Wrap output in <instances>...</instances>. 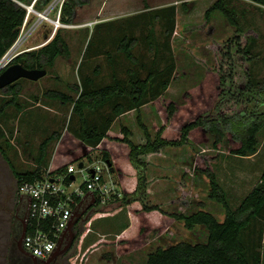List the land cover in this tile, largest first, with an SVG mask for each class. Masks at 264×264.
Segmentation results:
<instances>
[{
	"label": "rangeland",
	"instance_id": "rangeland-1",
	"mask_svg": "<svg viewBox=\"0 0 264 264\" xmlns=\"http://www.w3.org/2000/svg\"><path fill=\"white\" fill-rule=\"evenodd\" d=\"M85 1L75 8L73 20L67 27L57 28L62 31L69 55H60L54 66L46 68L47 73L38 80L17 79L21 86L16 99L20 108L7 105L6 114H3L6 117L0 119L2 122L6 120V125L0 122V145L5 158L16 170L35 168L42 140L53 131L64 132L76 123V118L70 120L72 105L48 98L45 92L49 89L61 90L75 98L87 77L92 79L93 84L103 85L111 83L114 77L126 82L132 78L127 72L129 69L137 70L141 77L152 70L156 82L159 78L157 71L173 63L172 77L164 99L172 98L181 107L176 117L179 121L166 124L169 134L175 133L182 123L198 116L205 119L218 116L237 118L244 111H264V84L256 100L250 97V101L256 103L255 108L237 95L238 88L247 79V62L235 51L238 45L229 47L231 52L228 54L223 52L224 43L233 35L236 27L221 12L214 11L208 22H205L204 12L215 0ZM225 1L234 8L240 26H251L259 33L251 46L255 55L250 65L254 80L263 83L264 5L252 0ZM48 3L40 4L35 10L42 12ZM170 7H174L175 27L168 37L165 16L170 13ZM49 17L55 19V14L52 12ZM200 24L204 26L200 28ZM54 28L48 19H38V14L31 12L26 25L20 29L17 42L6 53L5 60L9 62L20 52L41 46L52 37ZM150 28L153 29V38L148 39L146 36ZM45 32H49L47 38ZM125 37L136 38L134 47H131L136 58L133 63L118 49ZM244 37L241 36L242 43ZM229 71H232L231 76L227 75ZM207 73L208 78L200 92L197 85ZM222 74L225 78L220 81ZM75 85L78 90L74 88ZM187 88H193V93L191 99L185 100L182 94ZM10 98L9 94L0 90V105ZM109 113L110 106L105 104L93 116L94 121L101 122ZM139 113V119L135 110L117 116L111 130L118 131L120 126L125 125L131 131V140L143 143L145 137L139 125L140 120L153 137L164 122L156 101L145 103ZM190 138L185 144L166 146L158 154L149 157L146 176L150 180L148 196L151 195V198L147 196L146 201L160 205L167 212L189 214L203 208L222 220L224 208L209 196L208 177L195 167L197 164L202 165L201 159H205L203 155L213 156L217 153L218 157L214 160L217 179L230 204L236 206L256 184L264 166V127L258 135L256 152L247 156L231 154V143L226 140L220 144L217 152L212 146V136L201 128L193 130ZM61 140H52L48 144V153L41 165L42 172L48 169L54 155L59 156L71 147L68 141ZM91 156L93 161L101 157L98 150L93 151ZM73 163L78 165V161ZM84 163L88 164L86 160ZM75 176L76 184H80L83 179L81 173L76 172ZM112 177L118 183L115 173H112ZM6 184H11L17 190L9 165ZM106 210L109 209H97L99 213L90 215L76 225V230L82 231L78 247L72 246L64 255H60L59 264H145L146 255L158 246L165 247L179 241H204L207 237L204 226L187 229L182 220L157 228L147 224L143 234L138 236L137 244H120L125 249L118 252L120 245L115 241L116 235L129 221V214L124 206L112 212ZM262 238L264 240V234ZM97 239L102 242L83 257L84 250Z\"/></svg>",
	"mask_w": 264,
	"mask_h": 264
},
{
	"label": "trees",
	"instance_id": "trees-1",
	"mask_svg": "<svg viewBox=\"0 0 264 264\" xmlns=\"http://www.w3.org/2000/svg\"><path fill=\"white\" fill-rule=\"evenodd\" d=\"M19 1L29 3V0ZM252 1L264 5V0ZM48 2L49 0H37L35 7ZM85 2V0H66L62 6L61 21L71 23L75 8ZM168 9L170 13L165 18L168 21L166 35L169 37L174 31L175 20L174 7ZM214 11L221 12L228 22L236 27L233 35L224 43L223 52L228 54L231 52L229 47L233 44L238 45L235 51L239 52L247 62L245 69L247 79L244 85L238 88L237 95L241 96L242 101L244 100L248 105L253 104L255 108L256 103L251 102L250 97L256 100L261 85L264 84V82L259 83L254 80L250 65L255 55L251 51V46L258 39L259 33L251 26L246 28L240 26L234 8L228 5L225 0H215L205 10V22H208ZM25 15L26 9L14 0H0V59L17 40ZM203 26L204 24L199 25L200 28ZM243 35L245 37L242 43L241 36ZM44 36L47 38L49 32H45ZM146 37L153 38L152 28L149 29ZM135 42V37L132 39L125 37L118 46V49L132 63L136 61L133 52H131V47H134ZM60 55H69V48L61 29H57L44 44L20 52L12 58L9 64L16 62L27 68H52ZM173 66V63L172 65L166 64L163 69L158 70L159 78L156 82V75L152 70H148L146 76L141 77L137 70L129 69L127 72L132 78L126 82L114 77L111 83L103 85H95L91 82L92 79L87 77L75 98L61 90H47L46 97L72 105L70 120L74 121L76 118V123L74 126L67 127L64 132L55 130L42 140L35 168L19 171L8 161L16 185L18 187L22 181L42 179L46 174H61L73 162L91 161L93 151L98 150L102 160L112 163L122 191V197L117 199L118 206L105 212H112L124 206L130 216L129 221L116 237L115 241L118 245L137 244L138 236L143 234L147 224L151 228H157L168 226L173 221L182 220L187 229H192L197 225H202L207 229V237L204 241H179L165 247H156L146 255L145 264H264V240L262 238L264 234V166L256 184L236 206H233L215 173L214 160L218 154L203 155L205 159H201L202 165L197 164L195 169L208 177L209 196L224 208L222 220H218L211 212L203 208L189 214L167 212L160 205L149 204L146 201L150 192L148 187L150 180L146 176V166L151 155L158 154L166 146H179L187 143L191 139L193 130L201 128L204 131L207 130L209 136H212V146L217 152H219L220 144L226 140L231 143L229 150L231 154L247 156L256 152L259 143L258 135L264 127V111L256 109L251 112L239 113L237 118L218 116L213 119H205L198 116L194 120L182 123L175 133L169 134L168 125L179 121L176 117L178 109L181 107L172 98L164 99L165 90L172 77ZM207 75L209 73L205 74L197 85L200 92H202L201 86L206 83ZM227 75L231 76L232 71H229ZM224 78V74H222L220 81ZM74 88L79 89L77 85ZM0 90L11 97L0 105L1 119L6 117L3 114H6L5 107L7 105L11 104L20 108L16 99L21 91V86L16 80ZM192 90L193 88L185 89L182 97L185 100L191 99ZM152 100L156 101L157 109L164 120L163 124L156 129L153 137L140 120L139 125L143 129L145 137L143 143L133 142L130 138L131 131L125 125L120 126L118 131L111 130L112 123L117 116L126 111L135 110L139 119L141 107ZM105 104L110 106L111 113L105 115L101 122L94 121L93 116ZM4 121L6 120L3 122L0 120L6 125ZM167 123L168 125H166ZM5 125L4 127H6ZM9 138H11L10 134ZM61 138L68 141V146L71 147L62 151L59 156L54 155L51 159V168L48 167L46 171L42 172L41 165L47 156L48 144L52 140L59 141ZM0 152L5 157L1 145ZM67 179L69 180V177ZM82 186L84 185L82 184ZM80 198L75 197L74 207ZM97 213L99 211L92 214ZM81 234L82 231L79 230L76 235L79 237ZM101 242L97 239L90 243L84 250L83 257ZM123 249L125 248L120 245L117 251L122 252Z\"/></svg>",
	"mask_w": 264,
	"mask_h": 264
},
{
	"label": "built area",
	"instance_id": "built-area-1",
	"mask_svg": "<svg viewBox=\"0 0 264 264\" xmlns=\"http://www.w3.org/2000/svg\"><path fill=\"white\" fill-rule=\"evenodd\" d=\"M14 1L27 10L23 25H26L31 12L37 13L38 19H42L40 15L44 16L43 19H48L55 27L54 32L58 27L68 25L61 23L62 6L66 0H51L42 12L35 10L37 0H32L28 5L19 0ZM52 12L55 19L49 17ZM6 53L0 59V72L10 63L3 60ZM87 162L82 168L71 163L61 174H46L42 179L22 181L18 185V194L28 200L26 232L22 238V246L35 257L45 259L54 251L72 218L75 197H81L89 191L95 204L106 209L111 208L122 197V191L106 162L101 158ZM76 172H80L83 177L80 184H76ZM72 175L74 178H71Z\"/></svg>",
	"mask_w": 264,
	"mask_h": 264
},
{
	"label": "flooded vegetation",
	"instance_id": "flooded-vegetation-1",
	"mask_svg": "<svg viewBox=\"0 0 264 264\" xmlns=\"http://www.w3.org/2000/svg\"><path fill=\"white\" fill-rule=\"evenodd\" d=\"M8 159L0 152V262L2 264H59V256L64 255L75 243L70 241V231L67 228L63 237L50 256L41 259L32 255L22 246V230L27 223L28 200L18 195L17 190L7 183ZM4 169L5 171H3ZM72 220V218H71ZM70 220V221H71Z\"/></svg>",
	"mask_w": 264,
	"mask_h": 264
},
{
	"label": "water",
	"instance_id": "water-1",
	"mask_svg": "<svg viewBox=\"0 0 264 264\" xmlns=\"http://www.w3.org/2000/svg\"><path fill=\"white\" fill-rule=\"evenodd\" d=\"M46 73H47L46 68H27V67L23 66L22 64L16 63V62L8 64L0 72V89L6 87L7 85L16 81L19 78L38 80L40 77L44 76ZM105 162H106L107 166L109 167L110 171L112 173H114V167L112 166V163L110 161H107V160ZM83 165H84L83 161H80L78 163L79 168H82ZM71 178H74V175H72ZM80 216H82V214L78 213L75 216V219H74V217H72V220L68 224V229L71 230L70 231V241H72V239L74 238V234L72 233V227H73L75 221H77ZM25 232H26V225L23 227L21 238H23ZM51 258H52V256H50L47 260H50Z\"/></svg>",
	"mask_w": 264,
	"mask_h": 264
},
{
	"label": "crops",
	"instance_id": "crops-1",
	"mask_svg": "<svg viewBox=\"0 0 264 264\" xmlns=\"http://www.w3.org/2000/svg\"><path fill=\"white\" fill-rule=\"evenodd\" d=\"M49 167L51 168V163L49 164ZM147 172H148V168H147L146 173ZM120 189H121V187H120ZM148 197L151 198V195H149ZM118 204H119V202H115L114 204H112L113 207L109 208V210H111L114 207L118 206ZM97 209H104V207L102 208V207H99L98 205L95 204L93 196H92L91 192H89V191H87L83 196H81L80 201L74 207V212H73V215H72V217H74V219H75V216L78 213L82 214V216H80L78 218V220L76 219L77 221H75V223H74V225L72 227V233L74 234L73 240L75 239V243H73V244H74V246H76L75 248L78 247V242L80 241V236L78 237L76 235L79 232V231L76 230V225H78L81 221H85ZM129 219H130V216H129ZM117 235H118V233H117ZM61 237H63V234H62Z\"/></svg>",
	"mask_w": 264,
	"mask_h": 264
},
{
	"label": "bare ground",
	"instance_id": "bare-ground-1",
	"mask_svg": "<svg viewBox=\"0 0 264 264\" xmlns=\"http://www.w3.org/2000/svg\"><path fill=\"white\" fill-rule=\"evenodd\" d=\"M40 18H44V16L40 15ZM6 57H7V55L3 58V60H5Z\"/></svg>",
	"mask_w": 264,
	"mask_h": 264
}]
</instances>
